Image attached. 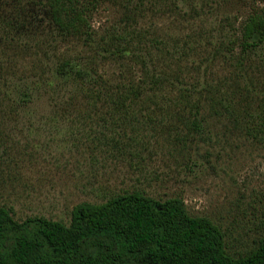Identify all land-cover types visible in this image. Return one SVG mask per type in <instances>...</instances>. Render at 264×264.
Returning <instances> with one entry per match:
<instances>
[{
	"label": "rangeland",
	"instance_id": "obj_1",
	"mask_svg": "<svg viewBox=\"0 0 264 264\" xmlns=\"http://www.w3.org/2000/svg\"><path fill=\"white\" fill-rule=\"evenodd\" d=\"M257 13L264 0H107L83 39L56 37L29 0H0V206L69 224L83 202L177 197L247 257L264 228V46L242 40ZM64 61L109 90L155 74L157 99H85L52 76Z\"/></svg>",
	"mask_w": 264,
	"mask_h": 264
},
{
	"label": "trees",
	"instance_id": "obj_2",
	"mask_svg": "<svg viewBox=\"0 0 264 264\" xmlns=\"http://www.w3.org/2000/svg\"><path fill=\"white\" fill-rule=\"evenodd\" d=\"M106 1L29 0L56 37L83 39H92L91 16ZM242 40L246 51L264 46V13L245 21ZM52 76L73 82L85 99L119 104L155 101L161 83L147 73L142 85L109 90L73 61L56 64ZM61 91L57 86L42 94L59 97ZM0 264H264V228L256 249L235 260L222 230L208 217L192 216L177 197L157 200L134 191L100 204L83 202L72 209L69 224L45 217L19 222L0 206Z\"/></svg>",
	"mask_w": 264,
	"mask_h": 264
}]
</instances>
